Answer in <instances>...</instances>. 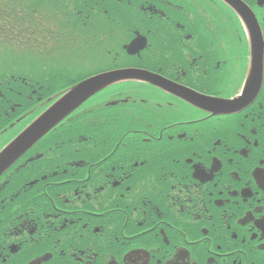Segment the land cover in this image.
<instances>
[{"label": "flooded vegetation", "instance_id": "obj_1", "mask_svg": "<svg viewBox=\"0 0 264 264\" xmlns=\"http://www.w3.org/2000/svg\"><path fill=\"white\" fill-rule=\"evenodd\" d=\"M181 1L186 14L154 0L53 1L58 12L44 25L64 33L46 35L83 36L89 47L104 40L113 69L145 70L209 100L234 101L249 86L252 96L208 111L162 81L91 97L0 174V264H264V52L253 76L250 37L235 12L221 0ZM243 1L264 40V5ZM42 2L0 0V38L34 20L25 13L17 22L13 4L26 11ZM136 38L144 47L127 55ZM27 52L24 77L0 83V151L81 66L59 76L48 56L36 65ZM8 53L1 75L16 73Z\"/></svg>", "mask_w": 264, "mask_h": 264}, {"label": "water", "instance_id": "obj_2", "mask_svg": "<svg viewBox=\"0 0 264 264\" xmlns=\"http://www.w3.org/2000/svg\"><path fill=\"white\" fill-rule=\"evenodd\" d=\"M227 2L239 16L242 18L247 30L250 34L251 39V51L252 52V75L255 76L259 72V67L261 65L262 59V49L263 42L260 36L257 23L254 19L253 14L250 12L248 7L239 0H224ZM139 80L148 83H162L158 77L153 74L142 71L134 70H118L107 73L100 74L93 78H90L86 81L81 82L76 85L69 92L63 95L58 102L52 105L36 122L32 123L31 126H28L27 130L21 134V136L8 148V150L0 156V171L3 170L14 158L16 153L20 150H24L31 146L39 137L44 135L48 130L58 124L63 118H65L71 111H74L77 107L84 103L90 96L96 92L104 89L114 83L125 81V80ZM164 81V80H163ZM168 86L163 87L164 90H169L178 97L187 101L203 110L208 111H228L230 107L236 106V103H239L237 106H244V99L251 97L254 89L252 86L247 88V95L240 100H235L231 102H218L217 100L208 99L202 97L201 95H196L186 89L174 86L167 81H164ZM162 85H165L162 83Z\"/></svg>", "mask_w": 264, "mask_h": 264}, {"label": "rangeland", "instance_id": "obj_3", "mask_svg": "<svg viewBox=\"0 0 264 264\" xmlns=\"http://www.w3.org/2000/svg\"><path fill=\"white\" fill-rule=\"evenodd\" d=\"M20 40H27V41H29L30 44H35L37 47H34L35 50H33V52H35L37 54L38 53H41L42 54L41 51H44V50H47V49H50V48H53L54 47L52 45V42L46 41V40L44 41V39L40 38L36 33H34L33 36L31 37V40L32 41L29 40V38L26 37V36L25 37L23 36ZM10 45H15V44L10 39H8V40L4 41V44H0V49H3V50L9 49L8 46H10ZM18 46L21 47V45H18ZM25 48L26 47L24 45V49ZM23 51H24L23 48L20 51H16V50H12L11 49L10 50V53H8V54H10V62H11L10 64H11V66L15 67V69H16V73H12V75H14V76L24 77V74H21L20 73V69L24 65V64H22L20 62V56L22 55V52ZM49 52H52V50H50ZM90 58L91 59H94V60L101 59V57H98L96 55H90ZM111 58H112V56H111V54H109V58H108L107 62H104L101 66H106V65H108L110 63H116L117 62V60H113ZM29 62H27V64H30ZM77 72L83 73V71H81L79 69L77 70ZM8 76H11V75H8ZM0 78H1V76H0Z\"/></svg>", "mask_w": 264, "mask_h": 264}, {"label": "trees", "instance_id": "obj_4", "mask_svg": "<svg viewBox=\"0 0 264 264\" xmlns=\"http://www.w3.org/2000/svg\"><path fill=\"white\" fill-rule=\"evenodd\" d=\"M47 22V19L46 18H43V19H40L39 21H33V23H32V25L34 26V27H41L42 29H44L45 28V26L46 25H44L45 23ZM41 23H43L42 25H39V24H41ZM39 25V26H38ZM45 31V30H44ZM46 33H47V35H49L50 33H53V32H51V31H45ZM34 47L33 46H31V47H29V49H33ZM53 48H55V47H53ZM52 49V48H51ZM51 49H47V50H44V51H41L42 52V55L41 56H45L47 53H50L49 51L51 50ZM29 78H31L33 81H37V80H39V79H43V80H45L44 78H38V77H29ZM14 80H17V78L16 77H13L12 76V78H10L9 79V81H14ZM17 81H19V80H17Z\"/></svg>", "mask_w": 264, "mask_h": 264}, {"label": "bare ground", "instance_id": "obj_5", "mask_svg": "<svg viewBox=\"0 0 264 264\" xmlns=\"http://www.w3.org/2000/svg\"><path fill=\"white\" fill-rule=\"evenodd\" d=\"M189 91V90H188Z\"/></svg>", "mask_w": 264, "mask_h": 264}]
</instances>
